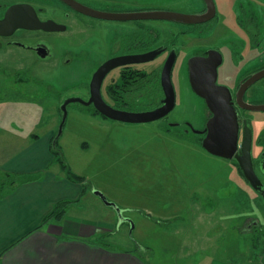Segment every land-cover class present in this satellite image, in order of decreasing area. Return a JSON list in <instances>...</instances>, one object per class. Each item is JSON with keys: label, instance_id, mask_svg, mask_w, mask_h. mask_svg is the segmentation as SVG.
I'll return each instance as SVG.
<instances>
[{"label": "rangeland", "instance_id": "rangeland-1", "mask_svg": "<svg viewBox=\"0 0 264 264\" xmlns=\"http://www.w3.org/2000/svg\"><path fill=\"white\" fill-rule=\"evenodd\" d=\"M187 1L171 0L170 6L179 9ZM216 1L218 20H210L203 34L214 27L209 37L216 41L219 33V46L225 56L222 75L230 71L226 68L231 62L229 48H244L246 43L241 39L246 37L236 26V0ZM251 1L255 13L264 21V0ZM262 27L260 47L256 44L253 48L264 49V22ZM80 31L76 25L73 38L51 35L55 52L63 47L75 48ZM24 55L31 56L16 48L0 51V66L6 67L0 68V141L12 146L20 142V137L31 134L44 137L53 131L55 135L62 116L61 102L79 92L75 83L81 78L79 72L69 68L32 65V56L21 60ZM252 61L254 67L260 58ZM21 65L23 68H15ZM179 65L177 60L172 73L175 105L168 119H188L197 125V111L202 104L188 88L186 72H181ZM92 111L75 102L67 106L57 142L59 151L52 149L58 162L54 160L49 170L63 164L64 178L80 186L78 199L67 204V214L109 227L97 243L135 253L147 264H260L264 200L230 159L205 151L196 134H184L181 127L169 126L164 119L116 122ZM93 189L101 191L119 211L104 204ZM249 217L258 227L250 233L242 231ZM258 229L262 231L261 241L252 249Z\"/></svg>", "mask_w": 264, "mask_h": 264}, {"label": "flooded vegetation", "instance_id": "flooded-vegetation-1", "mask_svg": "<svg viewBox=\"0 0 264 264\" xmlns=\"http://www.w3.org/2000/svg\"><path fill=\"white\" fill-rule=\"evenodd\" d=\"M73 1L92 12L78 9L68 0H0V51L5 52L11 48L25 50L32 56V65L46 68L51 66L57 70L69 68L71 72H79L81 78L75 83L79 92L64 98L61 103L67 98H79L80 100L72 102L91 107L92 114L116 122L121 121L108 117L96 107L97 90L101 101L111 110L135 113L154 110L162 106L166 98L162 74L168 60L172 61L169 78L175 99L172 73L175 63L180 60L179 69L186 72L185 82L199 96L202 104L197 111L198 124L195 125L188 119H168L175 100L171 110L159 120L164 119L169 126L181 127L184 134H196L200 145L207 133L205 127L212 112L205 98L193 90L191 73L198 62L204 65L217 62L215 84L228 92V104L235 113L237 126L236 149L230 160L242 178L244 176L237 163L251 161L253 172L260 183L256 182L255 189L245 181L264 200V109L254 108L264 106V85H260L264 83V49L253 48L256 44L260 47L264 21L255 13L252 1H235L239 7L236 26L243 30L246 39L241 40L248 47L245 45L241 49L232 45V49L229 48L231 62L226 68L230 71H225L222 75L220 69L225 62V56L219 46V33L216 41L209 37L214 27L203 34L210 20H218L216 0H213V17L203 22L162 19L155 17L154 13L173 11L201 14L207 10L205 0H200L198 4L188 0L187 5L179 9L171 8V0ZM76 25L81 29V38L75 48L63 47L56 53L51 35H67L73 38V27ZM251 53L250 59L240 62V59ZM31 56L24 55L20 59L28 60ZM257 57L260 61L252 67V60ZM246 66L248 70H244ZM257 75L262 77L255 80ZM253 77L255 79L248 82ZM60 112L62 114V110ZM247 144L249 158L244 154ZM244 224L245 227L242 228L248 232L258 228L254 218L249 217Z\"/></svg>", "mask_w": 264, "mask_h": 264}, {"label": "crops", "instance_id": "crops-1", "mask_svg": "<svg viewBox=\"0 0 264 264\" xmlns=\"http://www.w3.org/2000/svg\"><path fill=\"white\" fill-rule=\"evenodd\" d=\"M51 136L31 134L14 146L0 141V264H147L97 243L109 229L103 223L67 213L43 222L58 201L76 200L81 192L64 178L63 164L49 170L58 162Z\"/></svg>", "mask_w": 264, "mask_h": 264}, {"label": "water", "instance_id": "water-1", "mask_svg": "<svg viewBox=\"0 0 264 264\" xmlns=\"http://www.w3.org/2000/svg\"><path fill=\"white\" fill-rule=\"evenodd\" d=\"M70 1L73 6L77 7L78 9H82L84 11L92 12L91 9L84 7L83 5L73 1ZM207 4V10L201 14H186L181 12H173V11H157L154 13L155 17H159L162 19H173L176 21L181 22H203L211 17H213L215 13V7L213 0H205ZM171 60L167 61L164 72L162 74V83L165 87L166 91V98L164 100V104L159 108H156L151 111L145 112H127V111H114L109 109L107 105H105L98 94L97 90V103L96 107L99 111L110 118L119 120L121 122L127 123H142L153 121L155 119H159L168 113L174 105V90L169 78V72L171 68ZM194 67V71L191 73V86L193 90L200 95L201 97L205 98L209 109L212 112V116L208 119L206 123L205 129H207V133L202 139L201 146L207 152L223 157L231 159L234 156L235 149H236V119L235 113L232 107L228 104L227 98H229V94L226 90H223L221 87L215 84L216 80V67L217 62H214L212 65L208 63L206 65L201 63H196ZM207 67V68H206ZM264 74V73H263ZM262 74V75H263ZM262 76L258 77V75L254 78L249 79L248 82L253 81L254 79H260ZM80 100L76 97L67 98L61 105L62 116L59 122L58 128L56 133L52 139V145L54 146L57 140L59 139L66 115H67V105L69 102ZM89 103V101H87ZM255 109H264L263 105H259L254 107ZM244 154L249 158V146L247 144L244 147ZM243 148V149H244ZM237 154V153H236ZM235 154V157L237 156ZM237 165L239 166L245 180L255 189L256 182H259V179L256 177L255 173L253 172L252 163L249 160L243 164L242 162H238ZM93 194L98 196L104 204L112 206L119 211V208L115 205L114 202L109 201L106 196L99 190L93 189ZM124 219V218H123Z\"/></svg>", "mask_w": 264, "mask_h": 264}, {"label": "trees", "instance_id": "trees-1", "mask_svg": "<svg viewBox=\"0 0 264 264\" xmlns=\"http://www.w3.org/2000/svg\"><path fill=\"white\" fill-rule=\"evenodd\" d=\"M54 137V134L51 136V141ZM58 142V141H57ZM57 142L55 143V145L53 146L52 143H50V149L52 151V149L59 151V148H57ZM75 178H82V176H76L74 175ZM71 202L69 200H60L58 201L55 206L53 207V210L44 218L43 222L52 219V218H59L62 217L65 213H66V207L67 204ZM260 232H262L261 230L257 231L256 235L257 237L253 238V242H252V249L257 248L259 245V242L261 241L260 238ZM260 238V239H259Z\"/></svg>", "mask_w": 264, "mask_h": 264}, {"label": "built area", "instance_id": "built-area-1", "mask_svg": "<svg viewBox=\"0 0 264 264\" xmlns=\"http://www.w3.org/2000/svg\"><path fill=\"white\" fill-rule=\"evenodd\" d=\"M261 254H262L261 257H259V259H260V264H264V247H263V251H262Z\"/></svg>", "mask_w": 264, "mask_h": 264}]
</instances>
